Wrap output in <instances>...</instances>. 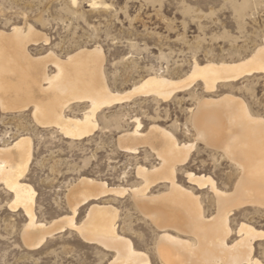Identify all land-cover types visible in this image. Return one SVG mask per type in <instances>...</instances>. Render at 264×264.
<instances>
[{"label":"rangeland","instance_id":"obj_1","mask_svg":"<svg viewBox=\"0 0 264 264\" xmlns=\"http://www.w3.org/2000/svg\"><path fill=\"white\" fill-rule=\"evenodd\" d=\"M14 25H31L47 39V43L28 47L34 58L50 54L63 59L81 48L101 47L109 87L124 92L153 73L176 80L194 62L246 58L264 40V0H0V30L9 32ZM53 72L49 67V73ZM225 94L241 98L253 116L264 117V75L256 74L220 85L213 94L195 84L167 102L135 98L113 106L97 115L91 136L77 141L64 138L56 128L38 125L30 108L18 113L0 108V147L19 137L30 138L32 159L22 182L35 192L38 221L49 223L70 215L65 195L81 177L124 189L122 196L109 195L79 208L75 222L83 221L92 204L109 205L117 213V232L147 254L150 264H160L155 243L161 233L138 212L131 193L142 184L136 168L152 169L159 160L147 145H139L137 154L122 152L118 137L132 132L138 119L141 133L156 125L178 143L192 144L187 163L176 168V181L198 196L204 216L211 217L216 211L213 194L187 183L185 173L209 176L218 189L228 192L233 187L234 180L228 179L233 168L221 152L197 139L191 114L203 97ZM85 108L86 104H72L65 114L80 118ZM167 190L166 183H159L148 193ZM12 198L0 184V264H108L112 259L113 252L83 242L68 229L47 238L40 248L28 250L21 239L26 217L22 210L9 207ZM241 222L264 230V211L254 207L234 211L228 244L238 240ZM257 245L255 254L264 261L263 247Z\"/></svg>","mask_w":264,"mask_h":264},{"label":"bare ground","instance_id":"obj_2","mask_svg":"<svg viewBox=\"0 0 264 264\" xmlns=\"http://www.w3.org/2000/svg\"><path fill=\"white\" fill-rule=\"evenodd\" d=\"M40 41L47 43L31 25H14L9 32L0 30V108L17 113L30 108L38 125L56 128L72 141L92 135L100 112L135 98L167 102L195 84H200L204 93L213 94L220 85L264 75L263 40L240 61L194 62L180 79L153 73L128 90L117 92L107 83L101 47L81 48L63 59L50 54L34 58L28 47L37 46ZM49 67L53 73H49ZM72 104H86L80 118L65 114ZM135 120V129L121 134L118 144L128 154H137L139 145H147L159 160L152 169L136 168L142 184L131 189L138 212L161 233L155 243L159 263L264 264L255 254L259 244L264 255V230L241 222L236 230L238 240L227 242L232 234L229 221L234 211L247 207L264 211V117L253 116L246 103L231 94L203 97L193 109L191 123L197 139L221 152L233 168L228 176L229 181L234 180L233 187L228 192L218 189L209 176L185 173L187 183L198 189L207 188L213 194L216 211L211 217L204 216L198 196L176 181V168L187 163L193 145L178 143L171 133L156 125L141 133V124ZM31 159L28 137L0 147V184L13 195L9 207L22 210L26 217L21 239L28 250L40 248L47 238L68 229L83 242L113 252L108 264H150L147 254L136 250L131 240L117 232V213L111 206L92 204L83 221L75 222L79 208L89 202L125 193L122 188L108 187L104 181L79 178L65 195L70 215L49 223L38 221L34 213L35 192L22 182ZM159 183H166L168 190L150 195L149 190Z\"/></svg>","mask_w":264,"mask_h":264}]
</instances>
